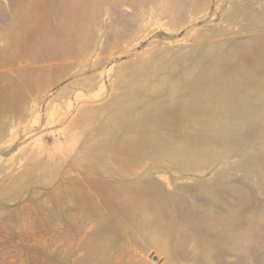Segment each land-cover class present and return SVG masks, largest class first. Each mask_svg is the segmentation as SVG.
Instances as JSON below:
<instances>
[{
  "label": "rangeland",
  "instance_id": "1",
  "mask_svg": "<svg viewBox=\"0 0 264 264\" xmlns=\"http://www.w3.org/2000/svg\"><path fill=\"white\" fill-rule=\"evenodd\" d=\"M242 1L0 0V264H264Z\"/></svg>",
  "mask_w": 264,
  "mask_h": 264
},
{
  "label": "crops",
  "instance_id": "2",
  "mask_svg": "<svg viewBox=\"0 0 264 264\" xmlns=\"http://www.w3.org/2000/svg\"><path fill=\"white\" fill-rule=\"evenodd\" d=\"M250 2H243L242 0H235L234 5L232 6V8L230 9V11L228 12V15H230V19H234L238 14L239 15H243L245 16L247 12H249L250 10L253 9V7H251V4H249ZM194 4V3H193ZM182 9L181 8V4L178 1L177 4V10L179 12V10ZM253 51H255L256 49L252 48ZM260 51V50H259ZM256 51V52H259ZM235 65H241L239 62H237V59H233L231 56L229 57V62L225 63L224 65L222 63L218 64L216 68H223V72L224 74L218 75L216 74L215 70H213L212 72H210L207 76H208V81L210 82H216V81H220L221 79H218L219 76H224V77H229L227 74L230 70V68H232ZM215 68V69H216ZM227 72V73H226ZM224 80V79H223ZM221 80V81H223ZM192 106L195 104L196 100L192 99L191 100Z\"/></svg>",
  "mask_w": 264,
  "mask_h": 264
}]
</instances>
